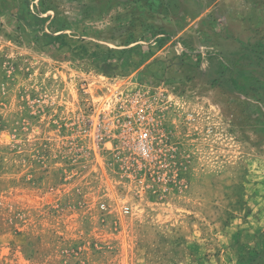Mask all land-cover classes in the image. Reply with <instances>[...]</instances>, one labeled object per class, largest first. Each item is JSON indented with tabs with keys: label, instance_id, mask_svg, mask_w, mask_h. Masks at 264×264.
Wrapping results in <instances>:
<instances>
[{
	"label": "rangeland",
	"instance_id": "obj_1",
	"mask_svg": "<svg viewBox=\"0 0 264 264\" xmlns=\"http://www.w3.org/2000/svg\"><path fill=\"white\" fill-rule=\"evenodd\" d=\"M0 264H264V0H0Z\"/></svg>",
	"mask_w": 264,
	"mask_h": 264
},
{
	"label": "built area",
	"instance_id": "obj_2",
	"mask_svg": "<svg viewBox=\"0 0 264 264\" xmlns=\"http://www.w3.org/2000/svg\"><path fill=\"white\" fill-rule=\"evenodd\" d=\"M134 101L137 103L139 99ZM121 127L124 133H129L134 152L145 167L163 176L174 165L175 150L167 145L160 116L152 107L141 105L124 114Z\"/></svg>",
	"mask_w": 264,
	"mask_h": 264
}]
</instances>
